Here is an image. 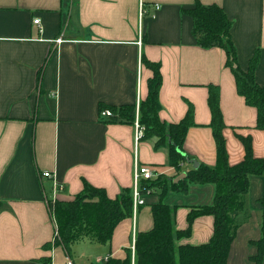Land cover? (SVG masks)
I'll list each match as a JSON object with an SVG mask.
<instances>
[{
    "label": "crops",
    "instance_id": "crops-1",
    "mask_svg": "<svg viewBox=\"0 0 264 264\" xmlns=\"http://www.w3.org/2000/svg\"><path fill=\"white\" fill-rule=\"evenodd\" d=\"M197 1L224 9L243 70L259 52L255 80L264 85V0H0V264H66L69 258L92 264L124 259L128 249L135 259L136 235L152 229L159 191L144 194L145 203L118 223L110 242L85 237L70 252L54 242L49 205L73 199L85 181L112 198L132 188L136 156L156 173L153 179L179 175L168 164L167 147L155 148L156 137L136 144L135 122L100 114L126 105L139 112L153 76L142 55L161 66L160 119L177 123L193 108L183 147L190 159L209 166L217 161L211 85L220 90L229 163L244 160L242 137L251 138L254 155L264 158L257 108L238 92L226 51L201 47L193 34V18L184 9ZM192 165L184 161L182 172ZM215 193L214 183H192L188 192L164 197L174 208L177 246L210 241L211 214L196 217L188 235L178 233L188 228L192 208L211 205ZM263 197L264 175H252L229 264H254Z\"/></svg>",
    "mask_w": 264,
    "mask_h": 264
},
{
    "label": "trees",
    "instance_id": "trees-1",
    "mask_svg": "<svg viewBox=\"0 0 264 264\" xmlns=\"http://www.w3.org/2000/svg\"><path fill=\"white\" fill-rule=\"evenodd\" d=\"M184 12L193 18L192 31L201 47H221L226 51V64L235 75L238 92L249 105L257 108V127L264 129V85L255 80L259 52H255L250 60L248 70H243L238 64L237 51L231 37L232 21L221 6L197 1L191 8L184 9ZM141 59L153 71V76L148 80V95L140 101L139 106V122L145 128L143 137H156L155 148L167 147L168 164L180 174L183 162L188 157L191 158L183 147L188 129L194 124L193 108L189 107L185 117L177 123L162 121L159 117V91L162 84L160 63L152 62L144 55ZM219 98V87L211 85L208 104L212 113L210 125L217 148L215 166L200 163L195 168L192 165L186 171L187 177L177 183L163 176L143 179L142 193L155 189L152 191H159L161 200L152 204V229L136 235L135 259H132V250L128 249L124 259L109 257L92 264H229L228 256L239 227L238 216L245 207L250 177L264 175V158L254 155L251 138L242 137L246 149L244 160L236 165L229 163ZM110 108L113 113L110 121L135 122L136 105ZM192 183H214L215 198L211 205L192 208L188 214V228L178 234L188 235L193 220L205 214L214 216V231L208 243L177 246L173 226L174 208L163 199L170 191L188 192ZM260 202L263 205L262 235L254 242L257 247L256 254L251 257L254 264H264V197ZM49 210L56 223L55 244L63 245L69 252L72 244L85 237L105 244L112 239L118 223L133 216V190L125 188L112 198L104 188L85 181L83 190L73 199H57L49 205Z\"/></svg>",
    "mask_w": 264,
    "mask_h": 264
},
{
    "label": "built area",
    "instance_id": "built-area-1",
    "mask_svg": "<svg viewBox=\"0 0 264 264\" xmlns=\"http://www.w3.org/2000/svg\"><path fill=\"white\" fill-rule=\"evenodd\" d=\"M158 7V5H157ZM36 24L40 23V19L37 18L34 20ZM63 41L62 37H59L56 39L57 43H61ZM141 43V41H139ZM139 105L140 101L138 102V110H139ZM101 116L103 117H110L113 115L112 111L109 109L102 110L101 111ZM135 141L136 144H138V141L141 140L144 136L145 133V128L142 126L139 122V112L136 114V119H135ZM43 176L49 177L51 176L49 171L43 172ZM156 176V173L147 165H142L140 164L137 156L134 162V169H133V201H134V211H136L141 205L145 203L144 199V193L141 191V182L143 179H153ZM56 188L61 189L58 185H56ZM150 192L149 190L147 193ZM108 257L105 258L107 260ZM66 264H74V261L69 258Z\"/></svg>",
    "mask_w": 264,
    "mask_h": 264
},
{
    "label": "water",
    "instance_id": "water-1",
    "mask_svg": "<svg viewBox=\"0 0 264 264\" xmlns=\"http://www.w3.org/2000/svg\"><path fill=\"white\" fill-rule=\"evenodd\" d=\"M188 162L192 163L193 166L195 168H198L199 165H200V162L196 159H190V158H187L186 159ZM187 177V172H181L179 175H177L174 179H173V182L177 183L179 181H181L182 179L186 178Z\"/></svg>",
    "mask_w": 264,
    "mask_h": 264
}]
</instances>
